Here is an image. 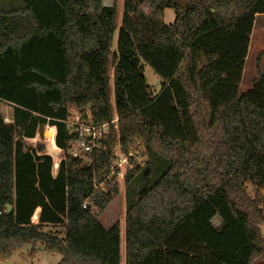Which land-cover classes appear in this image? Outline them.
<instances>
[{
  "label": "trees",
  "instance_id": "1",
  "mask_svg": "<svg viewBox=\"0 0 264 264\" xmlns=\"http://www.w3.org/2000/svg\"><path fill=\"white\" fill-rule=\"evenodd\" d=\"M101 1L22 0L34 31L0 39V103L12 112L6 123L0 110V262L39 244L57 264H120L119 224L97 219L119 193L117 146L124 185L143 183L126 208L125 264H264L261 55L239 94L264 0H123L116 51V8ZM142 63L161 80L156 95ZM74 113L96 125L115 115L101 150L69 154ZM44 126L58 163L26 146ZM155 159L167 166L151 183ZM59 227L62 237L46 231Z\"/></svg>",
  "mask_w": 264,
  "mask_h": 264
},
{
  "label": "rangeland",
  "instance_id": "2",
  "mask_svg": "<svg viewBox=\"0 0 264 264\" xmlns=\"http://www.w3.org/2000/svg\"><path fill=\"white\" fill-rule=\"evenodd\" d=\"M119 4V10L116 12V19H115V30L113 33V42H112V51H116L117 48V38L119 27L121 23L122 17V5L123 0H117ZM174 13L172 10L167 9L164 11V24L169 25L172 24L174 21ZM264 22V15H260L257 17V22L255 24V33L254 38L252 41L251 48L249 50V54L246 58L245 62V72L244 76L241 79V83L239 85V94L244 93L250 87L248 86V77L254 75L256 69V58L261 55H264V51L258 50L255 47V44L258 42L260 38V30L259 24ZM261 62V61H260ZM260 67L262 66L264 70V60L261 63ZM142 70L143 76L145 78L146 85L148 86L150 92L153 95H156L160 91L161 80L155 74V72L145 63H142ZM112 69L110 68L108 71L109 75V90H110V103L113 105V77H112ZM1 113L4 117V121L6 123L10 122L11 119V110L7 108L6 104L0 103ZM116 118L115 115L113 119ZM7 119V120H5ZM48 126H44L40 128L34 137L33 140L27 141L26 146L30 148H37L42 147L46 154L53 155L55 158V162L58 163L60 158L59 152L55 150L54 146V135L53 138H48ZM117 146L114 148V151L118 154ZM120 155V154H119ZM121 156V155H120ZM143 160H139V162ZM154 171L152 176L150 177V182L153 183L159 175L165 170L167 164L161 160L155 159L154 160ZM122 172V176L119 177L116 175L119 184V193L110 204L97 216L99 223L104 228H109L115 223L119 224L120 229V264H125V226H124V217L126 213V208L130 202H134L137 198V194L139 190L142 188V175L138 176L134 182L129 185H124L123 183V174L124 172L120 169L118 173ZM214 219V220H213ZM211 220V224L214 227H218L220 224V219L218 217H214ZM264 220V214H263ZM261 235H264V221L259 227ZM46 231H50L51 233L57 234L59 237L63 236V229L62 228H52L46 229ZM32 251H34L32 253ZM32 253V254H31ZM61 257L57 254H50L43 250L41 245L36 244L35 246L32 245H24L20 250L13 253V255L6 261L0 262V264H57L60 261Z\"/></svg>",
  "mask_w": 264,
  "mask_h": 264
},
{
  "label": "crops",
  "instance_id": "3",
  "mask_svg": "<svg viewBox=\"0 0 264 264\" xmlns=\"http://www.w3.org/2000/svg\"><path fill=\"white\" fill-rule=\"evenodd\" d=\"M113 5H115L116 12H117L119 10V4L117 0L115 3H113L112 0H102L101 1V6L104 8H111ZM22 8H23L22 0H0V39L2 35L6 32L11 35L13 34L15 36L21 37V36L30 34L34 31V25L30 21L29 17L26 14L19 12V10ZM259 16L260 15H257L255 18L253 30L250 35L248 54H249V50L251 48L252 41L254 38L253 36L255 33V24L257 22V17ZM258 29L260 30V38L258 42L255 44V47L258 48V50L260 51H264V22L263 23L261 22L259 24ZM263 60H264V55L261 58L260 65H262L261 63ZM245 62H246V59H245ZM260 70L261 72H264L262 66L260 67ZM244 72H245V66H244L242 78L244 76ZM255 76H256V69H255L254 75L248 77V86L250 88H251L252 81L255 78ZM7 108L11 110V107L8 105H7ZM48 129L51 131V136H48V138L51 139L53 136V133L55 135V129L54 128L52 129L48 128ZM37 213H38V210L35 212L33 219H32V224L34 225L37 224Z\"/></svg>",
  "mask_w": 264,
  "mask_h": 264
},
{
  "label": "built area",
  "instance_id": "4",
  "mask_svg": "<svg viewBox=\"0 0 264 264\" xmlns=\"http://www.w3.org/2000/svg\"><path fill=\"white\" fill-rule=\"evenodd\" d=\"M116 118L112 119L109 123L102 125L94 124L90 117L83 118L81 114L74 113L71 118L65 122L69 130L73 133V141L69 148V154L76 155H90L103 148V142L107 136L110 124L116 122ZM118 150V149H117ZM114 151L116 161L113 164L112 173L121 177L122 172L118 173L120 169L125 172L128 169V160L124 156H120ZM133 157L132 154L128 155ZM124 175V174H123ZM123 178V177H122Z\"/></svg>",
  "mask_w": 264,
  "mask_h": 264
},
{
  "label": "water",
  "instance_id": "5",
  "mask_svg": "<svg viewBox=\"0 0 264 264\" xmlns=\"http://www.w3.org/2000/svg\"><path fill=\"white\" fill-rule=\"evenodd\" d=\"M5 120H7V119H5ZM52 156H53V155H52ZM7 210L10 211V207H8Z\"/></svg>",
  "mask_w": 264,
  "mask_h": 264
},
{
  "label": "bare ground",
  "instance_id": "6",
  "mask_svg": "<svg viewBox=\"0 0 264 264\" xmlns=\"http://www.w3.org/2000/svg\"><path fill=\"white\" fill-rule=\"evenodd\" d=\"M214 220V219H213Z\"/></svg>",
  "mask_w": 264,
  "mask_h": 264
}]
</instances>
